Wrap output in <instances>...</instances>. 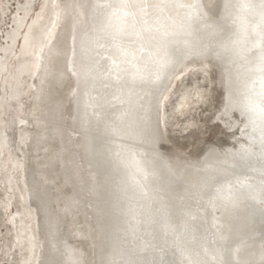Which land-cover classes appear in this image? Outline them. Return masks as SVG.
Masks as SVG:
<instances>
[{
  "label": "bare ground",
  "instance_id": "6f19581e",
  "mask_svg": "<svg viewBox=\"0 0 264 264\" xmlns=\"http://www.w3.org/2000/svg\"><path fill=\"white\" fill-rule=\"evenodd\" d=\"M124 2L60 0L24 144L37 264H264V126L247 110L264 106L258 11L225 9L240 0ZM185 42L214 53L187 54ZM188 64L207 65L220 89L213 118L236 131L233 144L163 147L173 133L161 100Z\"/></svg>",
  "mask_w": 264,
  "mask_h": 264
},
{
  "label": "rangeland",
  "instance_id": "374dc122",
  "mask_svg": "<svg viewBox=\"0 0 264 264\" xmlns=\"http://www.w3.org/2000/svg\"><path fill=\"white\" fill-rule=\"evenodd\" d=\"M61 16L60 0H0V264H37L40 257L24 144L35 124L37 79ZM219 105L220 89L207 81V65H186L161 100V122L173 133L163 147L177 144L197 154L210 144H233L236 131L213 118Z\"/></svg>",
  "mask_w": 264,
  "mask_h": 264
},
{
  "label": "snow or ice",
  "instance_id": "6c2138e0",
  "mask_svg": "<svg viewBox=\"0 0 264 264\" xmlns=\"http://www.w3.org/2000/svg\"><path fill=\"white\" fill-rule=\"evenodd\" d=\"M127 6H128L127 3L124 2V0H122L121 7L126 8ZM156 6L159 7L160 5H156ZM180 6L183 7L184 5H180ZM97 7L111 8L112 5L111 4L102 5V6L97 5ZM188 7L199 8V5L193 4V5H188ZM224 7L226 10H229L232 7H238L244 11H248V10L258 11L261 22L264 23V0H240L238 5L234 6V5L226 3L224 5ZM125 15H127V13H125ZM210 21H211V17H209L208 20L205 21L206 26L209 28L215 27L216 24L214 22H210ZM260 35H261V39L264 40V33H261ZM185 44H186L187 54H190V55L196 54V55H202L205 57H211L214 53V49L211 46H208L207 48L197 49V48L188 47L187 42H185ZM216 55L219 56V53H216ZM260 59H261V63L264 64V54L261 55ZM170 62L171 61L167 59V50H165V57L162 59V62L160 65L161 68L166 69ZM156 78L159 79V75H157ZM225 87H226V90L228 92V101L229 102L225 103L224 110L227 111L230 108L232 92H231L230 85H225ZM247 110L249 112L257 113L259 115L261 125L264 126V106H253L252 102L249 100V103L247 105ZM243 151L248 156L255 154L252 152V150L250 148L245 149ZM259 155H260L261 160H264V131H262V134H261V151H260ZM261 198L264 199V187L261 188ZM261 215L264 216V211L261 212ZM153 264H170V262H167V261L161 259L159 261H153ZM225 264H230V262H225Z\"/></svg>",
  "mask_w": 264,
  "mask_h": 264
}]
</instances>
